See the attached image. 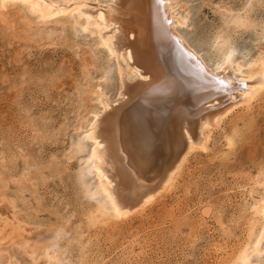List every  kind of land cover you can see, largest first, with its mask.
<instances>
[{
  "label": "rangeland",
  "instance_id": "1",
  "mask_svg": "<svg viewBox=\"0 0 264 264\" xmlns=\"http://www.w3.org/2000/svg\"><path fill=\"white\" fill-rule=\"evenodd\" d=\"M174 4L211 63L226 37L243 71H259L246 64L264 56V0ZM28 7L0 10V264H231L244 245L263 263L249 231L264 197V92L224 119L167 191L115 219L85 134L98 92L119 99L116 64L82 18L42 23Z\"/></svg>",
  "mask_w": 264,
  "mask_h": 264
},
{
  "label": "bare ground",
  "instance_id": "2",
  "mask_svg": "<svg viewBox=\"0 0 264 264\" xmlns=\"http://www.w3.org/2000/svg\"><path fill=\"white\" fill-rule=\"evenodd\" d=\"M19 1L42 23L82 18L83 29L92 28L98 47L116 64L119 99L98 92L100 109L85 134L92 141L87 162L115 219L167 191L189 155L207 150L224 119L264 92V56L245 63L259 71H243L224 37L222 57L211 63L180 29L189 27L188 17L179 15L174 0H0V10ZM251 209L250 248L262 255L264 197ZM248 250L244 245L231 264H264L252 262Z\"/></svg>",
  "mask_w": 264,
  "mask_h": 264
}]
</instances>
